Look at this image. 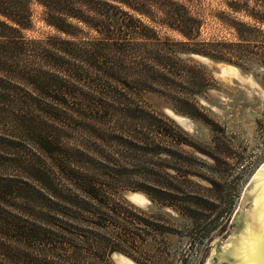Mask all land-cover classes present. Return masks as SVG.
I'll return each mask as SVG.
<instances>
[{
    "label": "trees",
    "instance_id": "1",
    "mask_svg": "<svg viewBox=\"0 0 264 264\" xmlns=\"http://www.w3.org/2000/svg\"><path fill=\"white\" fill-rule=\"evenodd\" d=\"M34 4L57 36H24ZM202 25L180 0H0V264H186L179 235L201 250L219 221L198 183L217 186L216 143L147 98L200 116L213 78L193 56L235 63Z\"/></svg>",
    "mask_w": 264,
    "mask_h": 264
},
{
    "label": "rangeland",
    "instance_id": "2",
    "mask_svg": "<svg viewBox=\"0 0 264 264\" xmlns=\"http://www.w3.org/2000/svg\"><path fill=\"white\" fill-rule=\"evenodd\" d=\"M180 1L201 19L203 25L199 39L207 43L231 44L225 46V50L233 54L235 61L217 62L193 56L213 78L208 93L199 98L202 113L198 118L176 113L158 96L150 94L147 98L208 153L216 143L219 160L217 186L206 180L198 183L206 202L214 205L206 204V222L209 221L207 216L218 215V227L206 238L197 254L190 236L185 240L180 239V235L174 237L171 247L172 255L176 257L185 251L186 264H212L216 245H222V239H231L236 226L233 220L239 211L244 212L247 186L264 166V0ZM32 22V28L24 32L27 39L44 40L58 35L45 22L44 9L38 4L33 5ZM169 36L180 39L175 34ZM202 158L208 176V168L214 165V161L208 156ZM124 195L135 207L153 211L152 201L146 194L129 190ZM5 203V209L14 210L9 207L10 200L6 199ZM230 211L232 214L227 219ZM111 260L113 264H138L120 253L112 254Z\"/></svg>",
    "mask_w": 264,
    "mask_h": 264
},
{
    "label": "water",
    "instance_id": "3",
    "mask_svg": "<svg viewBox=\"0 0 264 264\" xmlns=\"http://www.w3.org/2000/svg\"><path fill=\"white\" fill-rule=\"evenodd\" d=\"M251 192V193H250ZM244 212L233 220L231 239H222L212 264H264V168L247 186Z\"/></svg>",
    "mask_w": 264,
    "mask_h": 264
},
{
    "label": "bare ground",
    "instance_id": "4",
    "mask_svg": "<svg viewBox=\"0 0 264 264\" xmlns=\"http://www.w3.org/2000/svg\"><path fill=\"white\" fill-rule=\"evenodd\" d=\"M262 168H264V166ZM262 168L256 174H262ZM256 174H255V176H256ZM255 176H254V178H255Z\"/></svg>",
    "mask_w": 264,
    "mask_h": 264
}]
</instances>
